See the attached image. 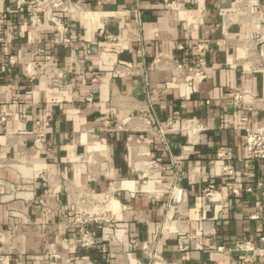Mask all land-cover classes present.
Instances as JSON below:
<instances>
[{"label":"crops","instance_id":"obj_1","mask_svg":"<svg viewBox=\"0 0 264 264\" xmlns=\"http://www.w3.org/2000/svg\"><path fill=\"white\" fill-rule=\"evenodd\" d=\"M28 1L0 0V264H147L154 250L165 264H264L235 248L264 250V160L246 159L233 102L249 94L264 122V0H78L122 37L111 46L89 14L69 15L93 50L62 45L45 16L31 27ZM108 190L112 221L86 226L83 247L74 209Z\"/></svg>","mask_w":264,"mask_h":264},{"label":"built area","instance_id":"obj_2","mask_svg":"<svg viewBox=\"0 0 264 264\" xmlns=\"http://www.w3.org/2000/svg\"><path fill=\"white\" fill-rule=\"evenodd\" d=\"M15 1L17 7H20L26 3L25 0ZM27 5L30 26L35 27L37 25L38 18L40 16H45L48 22L56 29L57 33L61 35V44L71 50H77L81 48L93 50L95 46L94 44L85 43L72 38L69 35V28L66 18L69 15L77 13L89 14L93 19L103 25V33L101 38L103 42H106L111 46H117L122 41V37L120 35L113 34L107 29L108 22L104 17L100 16L96 12L84 10L82 4L78 0H29ZM174 6L176 7L177 5L174 4ZM256 41L259 43H264V34H261ZM179 48H181V46H179ZM207 49L208 45L206 43L199 42L196 44V50L199 53H203ZM198 61L201 65H204V60L202 58H199ZM258 67L264 71V56L261 57V62ZM175 68L179 72L180 78L189 79L198 76V73H196L190 67L177 64ZM43 73L44 70L40 68L36 62L31 63L29 74L32 78H35L37 75H42ZM251 101L253 102L255 99L245 92L236 91L233 93V102L238 114L239 128L243 132V144L245 148L246 159L264 160V122L258 124L251 123L248 112L252 109V107L247 106L248 104H252ZM6 117V114H0V122L5 121ZM186 122L193 124V122L190 120ZM169 125L173 128L177 125V120L169 122ZM158 133L161 134V130H158ZM216 157L219 159H226V155L222 151H217ZM147 165L150 169H155L157 163L154 160L149 159L147 161ZM232 173L233 171L231 167L225 166L223 168L224 175H231ZM181 196L182 191L180 189H174L170 193L171 202L176 204L179 203ZM203 196L211 200L214 197V192L211 188L206 187L203 190ZM82 204H85L87 207H83ZM113 214L114 203L110 190H108L103 195L86 194L81 201V205L79 207H75L72 217V224H75L79 228V240L81 246L88 247L94 243L92 236L86 231V226L91 223H96L99 220L105 222L112 221ZM260 240L264 242V235L260 238ZM235 248L249 254L244 258V262L247 263L251 261V258L262 256L264 253L263 249H260L252 242L238 243L235 245ZM147 264H165V262L154 250L151 253Z\"/></svg>","mask_w":264,"mask_h":264}]
</instances>
